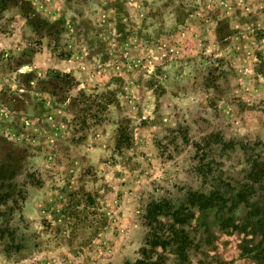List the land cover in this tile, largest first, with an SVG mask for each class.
<instances>
[{"label":"rangeland","instance_id":"374dc122","mask_svg":"<svg viewBox=\"0 0 264 264\" xmlns=\"http://www.w3.org/2000/svg\"><path fill=\"white\" fill-rule=\"evenodd\" d=\"M0 139V264H264L193 198L264 158V0L10 3Z\"/></svg>","mask_w":264,"mask_h":264},{"label":"trees","instance_id":"16d2710c","mask_svg":"<svg viewBox=\"0 0 264 264\" xmlns=\"http://www.w3.org/2000/svg\"><path fill=\"white\" fill-rule=\"evenodd\" d=\"M23 2V0H0V10H4L8 7L10 3H19ZM35 13V12H34ZM37 14V13H35ZM60 75V74H58ZM64 79L66 80L69 75L63 74ZM64 81V80H63ZM64 85L61 82V87L63 88ZM52 93H55L52 91ZM1 142H5V140H1ZM1 159V158H0ZM3 160V159H1ZM5 164H2L0 167V174L3 173L5 169L6 178L4 177L3 182L5 180L12 181L15 175V166H6V160H3ZM5 175V176H6ZM264 182V158L262 156H258L252 159L250 172L247 175L246 181H243L238 189L230 196L229 198L223 197H216L215 195L209 194L208 196L205 192H200L193 196V198L198 200L199 207L202 208H209L210 206L216 207L218 206L220 209H224L226 207L227 200L233 201V205L238 206L239 204H243L244 207L248 208L247 211L249 217L247 218L245 224L243 222V227L246 229L247 226L252 228L253 237L250 239V243H255L258 239V242L255 243V248H250L248 251L251 253L255 250V255L259 254L258 257L264 258V222L262 218L257 219L255 217L256 213L259 211L260 213L264 211V201L262 196L257 197V183L262 184ZM260 187V186H259ZM261 197V198H260ZM195 199H191L192 202H196ZM219 201L217 204H213L214 201ZM7 200L1 201V203H6Z\"/></svg>","mask_w":264,"mask_h":264}]
</instances>
